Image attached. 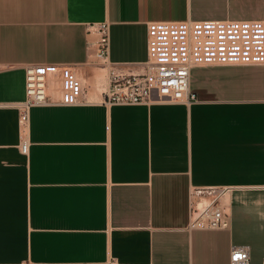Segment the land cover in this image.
Masks as SVG:
<instances>
[{"label": "crops", "instance_id": "1", "mask_svg": "<svg viewBox=\"0 0 264 264\" xmlns=\"http://www.w3.org/2000/svg\"><path fill=\"white\" fill-rule=\"evenodd\" d=\"M189 20H264V0H0V264H230L233 246L264 264V64L193 67L190 104L104 102L110 67L145 69L149 23ZM103 22L101 97L79 79L80 104L32 108L23 153L25 66L78 80ZM211 186L231 188L230 224L190 228L191 188Z\"/></svg>", "mask_w": 264, "mask_h": 264}, {"label": "built area", "instance_id": "2", "mask_svg": "<svg viewBox=\"0 0 264 264\" xmlns=\"http://www.w3.org/2000/svg\"><path fill=\"white\" fill-rule=\"evenodd\" d=\"M98 39L95 61L108 64L110 29L106 22L92 24L89 33ZM211 64H264V20H204L151 22L148 24V60L141 72L109 69V85L104 91L106 104H190L196 95L190 89L191 70ZM58 76L53 82V78ZM77 77L65 64L25 66V99L18 104L20 148L29 149L30 112L37 106L75 105L84 101L79 95ZM58 91L55 101L51 93ZM85 94V91H84ZM228 187H192L190 191V228L223 229L230 224L224 203ZM230 264H250L244 246H233Z\"/></svg>", "mask_w": 264, "mask_h": 264}, {"label": "rangeland", "instance_id": "3", "mask_svg": "<svg viewBox=\"0 0 264 264\" xmlns=\"http://www.w3.org/2000/svg\"><path fill=\"white\" fill-rule=\"evenodd\" d=\"M102 68H104V66L100 63L88 65L82 70H80L78 73L77 81H79L80 79L81 84H82L81 86L83 90L85 89L86 91V97L90 100L101 97V93L105 90L107 86L108 71L107 69H102ZM97 77L99 78L97 79Z\"/></svg>", "mask_w": 264, "mask_h": 264}, {"label": "bare ground", "instance_id": "4", "mask_svg": "<svg viewBox=\"0 0 264 264\" xmlns=\"http://www.w3.org/2000/svg\"><path fill=\"white\" fill-rule=\"evenodd\" d=\"M102 69H104V68H102ZM102 69H101V70H102ZM101 73H102V72H101ZM105 73H106V72H105ZM102 74H103V73H102ZM100 75H101V74H100ZM103 75H104V74H103ZM100 77H101V76H100ZM98 78H99V77H97V79H98ZM104 78H105V77H104ZM97 81H99V80H97ZM77 84H78V82H77ZM78 85H79V84H78Z\"/></svg>", "mask_w": 264, "mask_h": 264}]
</instances>
